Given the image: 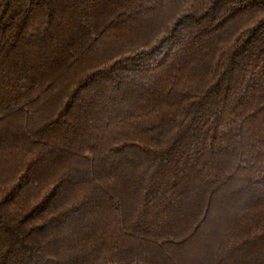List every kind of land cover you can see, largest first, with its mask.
<instances>
[{
	"label": "trees",
	"instance_id": "obj_1",
	"mask_svg": "<svg viewBox=\"0 0 264 264\" xmlns=\"http://www.w3.org/2000/svg\"><path fill=\"white\" fill-rule=\"evenodd\" d=\"M0 264H264V0H0Z\"/></svg>",
	"mask_w": 264,
	"mask_h": 264
}]
</instances>
